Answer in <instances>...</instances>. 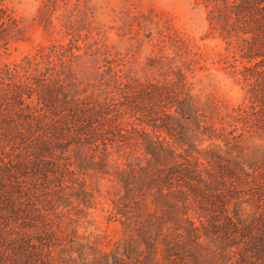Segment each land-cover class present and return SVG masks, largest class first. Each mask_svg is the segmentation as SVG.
Here are the masks:
<instances>
[{"label":"trees","instance_id":"16d2710c","mask_svg":"<svg viewBox=\"0 0 264 264\" xmlns=\"http://www.w3.org/2000/svg\"><path fill=\"white\" fill-rule=\"evenodd\" d=\"M201 1L247 64L245 115L195 94L189 61L91 80L61 47L0 68V264H264V0ZM105 178L131 232L109 251L77 234Z\"/></svg>","mask_w":264,"mask_h":264},{"label":"rangeland","instance_id":"374dc122","mask_svg":"<svg viewBox=\"0 0 264 264\" xmlns=\"http://www.w3.org/2000/svg\"><path fill=\"white\" fill-rule=\"evenodd\" d=\"M0 6L14 20L0 28V68L13 69L25 57L38 58L61 47L66 57L70 52L84 55L64 66L70 62L77 77L91 80L97 79L95 67L103 75L143 80L159 75L156 68L146 72L147 60L175 67L189 61L186 74L195 94L212 98L221 113L250 112L245 82L236 73L247 64L236 61L233 48L210 30L208 8L201 0H0ZM52 59L58 64V57ZM243 123L248 128V120ZM223 128L226 136L234 135L229 124ZM94 186L99 191L95 206L81 220L77 234L83 242L109 251L130 239L131 232L111 211L116 184L105 178Z\"/></svg>","mask_w":264,"mask_h":264}]
</instances>
